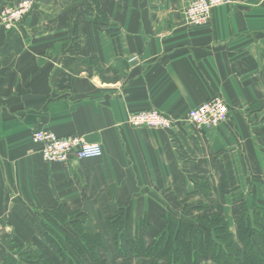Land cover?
I'll list each match as a JSON object with an SVG mask.
<instances>
[{"label": "crops", "instance_id": "obj_1", "mask_svg": "<svg viewBox=\"0 0 264 264\" xmlns=\"http://www.w3.org/2000/svg\"><path fill=\"white\" fill-rule=\"evenodd\" d=\"M18 1L0 0V11ZM32 1L17 28L0 22V264H73L48 239L61 228L49 213L85 214V231L104 240L101 264H142L117 252L104 220L119 214L133 234L147 219L146 245L164 219L195 211L222 214L236 233L242 201L264 205V0L216 7L201 26L185 22L192 0H98L99 14L79 0ZM214 97L228 119L195 128L189 110ZM145 109L170 115L173 128L131 126ZM37 129L104 153L45 162Z\"/></svg>", "mask_w": 264, "mask_h": 264}, {"label": "trees", "instance_id": "obj_2", "mask_svg": "<svg viewBox=\"0 0 264 264\" xmlns=\"http://www.w3.org/2000/svg\"><path fill=\"white\" fill-rule=\"evenodd\" d=\"M80 2L88 14L101 13L98 0ZM62 215L49 213L48 216L58 222L63 218L69 219V227L64 225L65 221L60 223L65 227V238L59 239L49 230V241L56 244L59 253L73 264L78 262L74 250L94 264H101L93 252L94 248L104 246L101 235L86 232L81 217L67 213ZM116 216L109 217L106 225L112 231L118 254L140 258L142 264H159L160 260H165L167 264H264V205L257 204L256 199L251 206L242 201L241 211L236 218V233L231 231L226 218L218 212L196 216L192 221L171 218L150 245H146L142 235L133 236L124 221L123 224L113 223ZM27 264L57 263L45 257H34Z\"/></svg>", "mask_w": 264, "mask_h": 264}, {"label": "built area", "instance_id": "obj_3", "mask_svg": "<svg viewBox=\"0 0 264 264\" xmlns=\"http://www.w3.org/2000/svg\"><path fill=\"white\" fill-rule=\"evenodd\" d=\"M234 0H192L185 11V22L201 26L209 22L213 9L232 3ZM33 8L32 0H20L7 5L0 11V22L6 28H17ZM229 106L221 97H214L189 110L187 120L198 129H212L229 117ZM133 127L170 130L175 120L157 109L135 111L129 116ZM32 141L39 147L45 162L67 163L79 159L98 158L104 153L98 142H87L80 135L60 136L48 129H37L32 133Z\"/></svg>", "mask_w": 264, "mask_h": 264}, {"label": "rangeland", "instance_id": "obj_4", "mask_svg": "<svg viewBox=\"0 0 264 264\" xmlns=\"http://www.w3.org/2000/svg\"><path fill=\"white\" fill-rule=\"evenodd\" d=\"M81 1V0H80ZM87 13V12H86ZM188 121V120H187ZM190 123V122H189ZM194 126V125H193ZM195 127V126H194ZM195 128H197V127H195ZM234 196L238 199V198H240V196L241 195H239L238 193H235L234 194ZM248 198H249V196H248ZM252 204V203H251ZM212 214H214V213H212ZM211 214V215H212ZM194 215H196V216H200V215H206V214H196V211H195V214ZM61 216H63V215H60V217ZM196 216H194V217H196ZM74 217H81V219H82V221H83V224L84 225H88V227H90L91 226V224H89L90 223V221H89V219L84 215V216H80L79 214H77V215H74ZM83 217V218H82ZM109 218H106L104 221H105V223L107 222V220H108ZM114 219V221H112L113 223H115V224H118V223H122L123 224V221L125 222V224L127 225V227H128V229L130 230V221H131V219H129L128 217H126V215H123V214H119V215H117L115 218H113ZM171 218H166V219H164L163 220V224H162V226L160 227V229L157 231V233L159 232V231H162V229H163V227H165V225L167 226V224H169L170 223V220ZM176 220H181V219H183V218H175ZM49 224L53 227V229L55 228V227H61V228H59V230L58 229H56L55 231L56 232H53L52 230V232L59 238V239H62V238H65V233H64V225L66 226V227H69V225H70V222H69V219L68 218H66V219H64L63 218V220L62 221H56L55 220V218H52V217H49ZM193 220V219H192ZM227 221H228V223H230L229 222V219H226ZM65 221V222H64ZM188 221H190V220H188ZM64 222V225H63V227L62 226H60L61 224L60 223H63ZM46 224V223H45ZM54 224V225H53ZM147 226V219H141V220H139L138 221V223H137V232L136 233H132V231L130 230V232L132 233V235L133 236H136L137 234H140V235H142V237H144V235H143V227H146ZM230 226V225H229ZM84 229H85V227H84ZM156 233V234H157ZM92 234V233H91ZM101 235V234H100ZM156 236V235H155ZM102 237V236H101ZM148 239H149V235H147L146 236ZM147 238H145L144 237V240L145 241H147ZM102 240H103V238H102ZM104 241V240H103ZM104 243V242H103ZM98 249H100V248H98ZM98 249H96V248H94V250H93V252L94 253H96L97 252V250ZM118 252V251H117ZM98 256V255H97ZM84 257H86V256H84ZM87 259V258H86Z\"/></svg>", "mask_w": 264, "mask_h": 264}]
</instances>
